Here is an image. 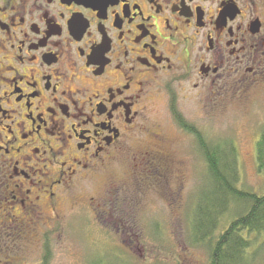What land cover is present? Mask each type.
<instances>
[{"label":"flooded vegetation","instance_id":"1","mask_svg":"<svg viewBox=\"0 0 264 264\" xmlns=\"http://www.w3.org/2000/svg\"><path fill=\"white\" fill-rule=\"evenodd\" d=\"M263 62V0H0V264L33 247L51 264L88 205L103 217L157 194L181 209L179 100L206 106Z\"/></svg>","mask_w":264,"mask_h":264},{"label":"rangeland","instance_id":"2","mask_svg":"<svg viewBox=\"0 0 264 264\" xmlns=\"http://www.w3.org/2000/svg\"><path fill=\"white\" fill-rule=\"evenodd\" d=\"M264 3V0H263ZM264 62L262 63V65ZM244 72L242 78L232 74L216 100L206 106L197 101L179 100L178 110L197 125L207 138L232 142L238 150L241 184L257 192L264 191V173L256 159L257 141L264 128V68ZM217 91V90H216ZM218 93V91H217ZM153 117L157 121L170 118L164 100L155 101ZM163 114V115H162ZM166 118V120L168 119ZM170 126L166 147L181 163L185 199L180 208L166 197L148 194L144 199H118L106 204L103 217L94 215L88 205L86 219L79 221L72 213L53 240L51 264H206L209 247L191 241L188 224L190 210L211 186L208 168L193 134ZM173 186L178 181L173 180ZM241 186V185H240ZM194 198V199H193ZM89 204V203H87ZM94 212V213H93ZM113 216H111V214ZM91 215L88 216V215ZM189 214V215H188ZM221 224H224L221 222ZM220 225L219 229L226 227ZM158 227V228H157ZM190 234H189V230ZM27 263L41 264L42 252L36 247L27 250Z\"/></svg>","mask_w":264,"mask_h":264},{"label":"trees","instance_id":"3","mask_svg":"<svg viewBox=\"0 0 264 264\" xmlns=\"http://www.w3.org/2000/svg\"><path fill=\"white\" fill-rule=\"evenodd\" d=\"M174 114L179 125L195 135L211 186L202 198L198 196L196 211L191 212L192 208L188 214L191 241L209 247L206 264H264V191L242 186L239 153L232 142L213 141L177 110ZM256 159L264 173V128L257 141ZM221 222L227 223L223 229H219L224 225Z\"/></svg>","mask_w":264,"mask_h":264},{"label":"water","instance_id":"4","mask_svg":"<svg viewBox=\"0 0 264 264\" xmlns=\"http://www.w3.org/2000/svg\"><path fill=\"white\" fill-rule=\"evenodd\" d=\"M79 1L84 2V3L92 4V3L97 2L98 0H79Z\"/></svg>","mask_w":264,"mask_h":264}]
</instances>
